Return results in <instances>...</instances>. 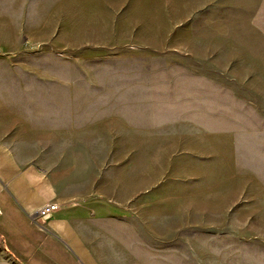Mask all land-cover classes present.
<instances>
[{
    "label": "rangeland",
    "instance_id": "obj_1",
    "mask_svg": "<svg viewBox=\"0 0 264 264\" xmlns=\"http://www.w3.org/2000/svg\"><path fill=\"white\" fill-rule=\"evenodd\" d=\"M253 1L0 0V132L59 207L120 214L104 264H264Z\"/></svg>",
    "mask_w": 264,
    "mask_h": 264
},
{
    "label": "crops",
    "instance_id": "obj_2",
    "mask_svg": "<svg viewBox=\"0 0 264 264\" xmlns=\"http://www.w3.org/2000/svg\"><path fill=\"white\" fill-rule=\"evenodd\" d=\"M249 10L248 27L264 44V0ZM21 149L0 132V264H104L91 242V215L120 214L113 207L100 212L60 204L38 217L46 204L62 200L47 172Z\"/></svg>",
    "mask_w": 264,
    "mask_h": 264
},
{
    "label": "built area",
    "instance_id": "obj_3",
    "mask_svg": "<svg viewBox=\"0 0 264 264\" xmlns=\"http://www.w3.org/2000/svg\"><path fill=\"white\" fill-rule=\"evenodd\" d=\"M59 205L57 202H52L49 204H46L44 207H42L38 212V217L44 218L49 216L51 213H54L59 210Z\"/></svg>",
    "mask_w": 264,
    "mask_h": 264
}]
</instances>
